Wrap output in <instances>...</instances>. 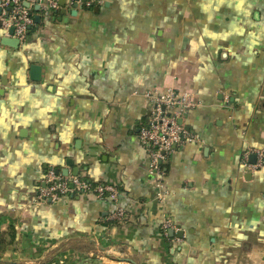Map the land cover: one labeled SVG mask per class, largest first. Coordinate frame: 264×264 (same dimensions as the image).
<instances>
[{
  "label": "crops",
  "instance_id": "obj_1",
  "mask_svg": "<svg viewBox=\"0 0 264 264\" xmlns=\"http://www.w3.org/2000/svg\"><path fill=\"white\" fill-rule=\"evenodd\" d=\"M35 8L23 42H0V264H264V166L242 167L264 151V0ZM166 87L193 94L198 140L162 162L159 202L137 131L142 93ZM49 165L119 198L37 201Z\"/></svg>",
  "mask_w": 264,
  "mask_h": 264
},
{
  "label": "built area",
  "instance_id": "obj_2",
  "mask_svg": "<svg viewBox=\"0 0 264 264\" xmlns=\"http://www.w3.org/2000/svg\"><path fill=\"white\" fill-rule=\"evenodd\" d=\"M103 0H65V4L90 7ZM27 3V4H26ZM37 6L40 15L51 16L61 7L59 0H0V29L5 36L14 37L23 42L29 29L35 24L33 7ZM12 28V32L10 29ZM148 114L139 125L137 139L147 156V168L155 176V197L164 202L167 190L163 184L164 169L162 162L174 151L183 148L187 143L197 141L196 134L186 129L179 119L192 107L197 105L193 94L185 89L166 87L161 91L147 89L142 93ZM255 160L249 161V154L242 159V167L255 171L264 166V151L256 150ZM118 188L108 182H99L57 172L54 166H46L41 178V185L36 191V200L56 202L61 198L89 194L96 197H108L112 201L119 198ZM126 210L117 207L109 219L124 220ZM174 222L165 218L161 223V232L168 236L171 229H176Z\"/></svg>",
  "mask_w": 264,
  "mask_h": 264
},
{
  "label": "water",
  "instance_id": "obj_3",
  "mask_svg": "<svg viewBox=\"0 0 264 264\" xmlns=\"http://www.w3.org/2000/svg\"><path fill=\"white\" fill-rule=\"evenodd\" d=\"M59 3H60L61 6H64L65 0H59ZM35 9H37V6H36ZM0 12H1V10H0ZM35 21L36 22H39V15H35ZM10 32H12V28L10 29ZM0 42L2 44H4V45L10 46V47H14V48H16L18 46V44H19V40L17 38L9 37V36H1L0 37ZM28 74H29L30 79H32V80H38V79H40L41 66L40 65H37V64H31L29 66ZM179 122L182 123L181 118L179 119ZM253 156L254 155H252V162L254 161ZM66 165L67 166H70L71 165V160L68 159L66 161ZM56 171L57 172L60 171L64 175L69 174V170L67 168H61V169L56 168ZM76 174H77V168L74 167L73 168L72 175H76ZM169 234L172 235L173 234V231L170 230Z\"/></svg>",
  "mask_w": 264,
  "mask_h": 264
},
{
  "label": "trees",
  "instance_id": "obj_4",
  "mask_svg": "<svg viewBox=\"0 0 264 264\" xmlns=\"http://www.w3.org/2000/svg\"><path fill=\"white\" fill-rule=\"evenodd\" d=\"M85 178V177H84ZM86 179H88V178H86ZM89 180H91V179H89ZM93 181V180H92ZM68 197H70V196H67L66 198H68ZM65 198V197H64ZM101 198H108V197H101Z\"/></svg>",
  "mask_w": 264,
  "mask_h": 264
}]
</instances>
